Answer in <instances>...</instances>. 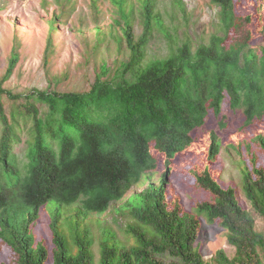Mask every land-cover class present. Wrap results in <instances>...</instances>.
<instances>
[{
	"label": "trees",
	"instance_id": "1",
	"mask_svg": "<svg viewBox=\"0 0 264 264\" xmlns=\"http://www.w3.org/2000/svg\"><path fill=\"white\" fill-rule=\"evenodd\" d=\"M98 1L91 0L96 11ZM111 1L124 21L114 19L122 31L116 39L126 42L129 59L116 68L103 61L102 71L84 91L49 87L23 95L0 87V242L15 257L9 264H50V258L51 264H208L197 245L202 214L228 232L235 248L233 256L218 250L210 264H264V233L256 228V217L235 186L214 176L211 166L220 153L214 132L207 164L193 170L196 182L211 196L191 214L179 203L171 204L165 189L172 160L191 146L193 132L206 124L208 115L218 117L224 107L241 109L246 137L237 149L243 193L264 218V130H253L264 121V45L229 41L241 0H211L219 9L217 32L197 45L188 38L173 41L156 11L158 0H138L142 33L137 38L134 3ZM179 6L185 9L183 3ZM247 14L255 28L254 10ZM155 26L169 36L170 51L148 59ZM18 61L15 47L4 80ZM5 95L12 102L8 114ZM29 120L25 162L19 164L13 147L21 141L22 121ZM152 151L165 155L158 182L149 172L157 167ZM143 181L148 186L132 193ZM50 201L52 252L35 243L30 229ZM118 202V214L134 224H127L125 238L104 227L96 239L90 214L104 213Z\"/></svg>",
	"mask_w": 264,
	"mask_h": 264
},
{
	"label": "rangeland",
	"instance_id": "2",
	"mask_svg": "<svg viewBox=\"0 0 264 264\" xmlns=\"http://www.w3.org/2000/svg\"><path fill=\"white\" fill-rule=\"evenodd\" d=\"M129 2L134 3L132 26L137 38L142 33L141 7L138 0ZM180 3L184 4V10L179 6ZM98 9L95 10L91 0H0V87L23 95L49 87L59 91H84L90 88L96 75L102 71L103 61L111 68H116L129 59L126 42L123 41L121 45L116 39L122 34L114 21L115 18L121 19L118 7L111 0H99ZM250 10H254L257 19L255 28H251L246 20ZM156 11L162 18L164 29H167L176 43L188 38L197 45L208 42L211 35L217 32L219 9L211 0H158ZM238 13L237 24L231 31L229 41L247 42L251 46L264 45V0H241ZM121 22L124 21L121 19ZM165 30L155 26L146 48L148 59L162 58L169 54L171 40ZM15 47L18 49L19 61L12 75L4 80ZM3 101L8 114L12 102L6 95ZM222 113L218 117L210 113L206 124L193 132L194 142L191 146L179 152L172 160L166 192L170 195L171 204L179 203L191 214L197 211L198 202L211 196L196 182L193 170H199L201 164H207L206 151L210 133L214 132L221 145L217 161L211 166L214 176L223 184L238 189L242 204L256 217V228L264 233V218L253 210L242 188L240 168L243 163L237 146L246 137L244 113L241 109L231 110L228 107H224ZM258 125L261 128L253 127V130H264V121H259ZM31 126L30 120L27 124L22 121L21 141L13 147L19 164L25 162L23 155L30 139ZM152 152L158 172L154 170L150 174L157 182L160 173L165 171V155L158 151ZM147 186V181H143L135 185L132 193L140 192ZM120 204L115 203L107 212L91 216L96 239L99 240L103 227H110L120 238H125L127 224L134 222L118 214L115 207ZM47 214L52 217L53 209H48V212L43 209L30 229L35 241L48 245L52 252L53 231ZM200 218L202 223L197 245L208 264L220 249L233 256L235 248L228 241V232L218 222L210 221L205 214ZM94 250L98 259V241ZM0 251L4 253L0 257L2 264H9L11 258H15L2 242Z\"/></svg>",
	"mask_w": 264,
	"mask_h": 264
},
{
	"label": "clouds",
	"instance_id": "3",
	"mask_svg": "<svg viewBox=\"0 0 264 264\" xmlns=\"http://www.w3.org/2000/svg\"><path fill=\"white\" fill-rule=\"evenodd\" d=\"M209 145H210V142H209ZM209 148V147H208ZM220 148H221V145H220ZM208 150V149H207ZM205 160H207V151H206V158H205ZM202 167V164L200 165V168ZM154 170H156L157 171V167L156 168H154V169H151V170H149V172H151V171H154ZM158 172V171H157ZM165 172V171H164ZM162 174L163 173H160V175L162 176ZM158 182V181H157ZM141 183H143V182H141ZM137 185V184H136ZM135 187V186H134ZM134 189V188H133ZM145 189V188H144ZM143 189V190H144ZM165 189H166V187H165ZM142 191V190H141ZM111 208V207H110ZM118 208V207H117ZM43 209H45V211L46 212H48V209H53V202L52 201H50L49 203H47V204H45L43 207H41V209H40V211H39V214H38V218L35 220V221H37L38 219H39V216H40V213H41V211L43 210ZM108 211V210H107ZM106 211V212H107ZM105 213V212H104ZM93 214H98V213H91L90 214V222H91V216L93 215ZM102 214V213H101ZM48 215V214H47ZM62 216H64L65 214L63 213V214H61ZM49 216V215H48ZM49 218H50V220H51V217L49 216ZM129 218V217H128ZM130 220H131V218H129ZM63 220V219H62ZM35 221H33L32 222V224L35 222ZM31 224V225H32ZM31 225H30V227H31ZM52 220H51V223H50V227H51V229H52ZM104 228V227H103ZM103 228H102V230H103ZM34 241H35V238H34ZM40 242V241H39ZM35 243H38V242H36L35 241ZM42 243V242H41ZM44 244V243H43ZM45 245V244H44Z\"/></svg>",
	"mask_w": 264,
	"mask_h": 264
}]
</instances>
